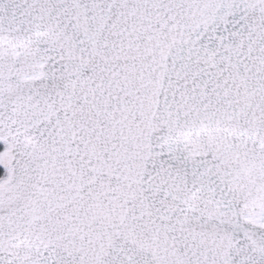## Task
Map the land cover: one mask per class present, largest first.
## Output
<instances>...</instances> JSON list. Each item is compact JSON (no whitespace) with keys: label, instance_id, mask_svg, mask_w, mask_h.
Listing matches in <instances>:
<instances>
[{"label":"snow or ice","instance_id":"snow-or-ice-1","mask_svg":"<svg viewBox=\"0 0 264 264\" xmlns=\"http://www.w3.org/2000/svg\"><path fill=\"white\" fill-rule=\"evenodd\" d=\"M0 264H264V0H0Z\"/></svg>","mask_w":264,"mask_h":264}]
</instances>
